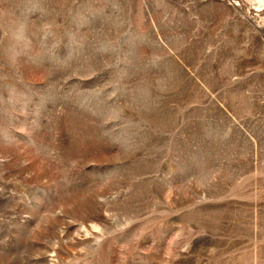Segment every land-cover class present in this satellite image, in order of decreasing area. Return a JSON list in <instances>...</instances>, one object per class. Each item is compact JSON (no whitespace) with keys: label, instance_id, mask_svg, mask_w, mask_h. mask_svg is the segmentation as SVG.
Listing matches in <instances>:
<instances>
[{"label":"rangeland","instance_id":"obj_1","mask_svg":"<svg viewBox=\"0 0 264 264\" xmlns=\"http://www.w3.org/2000/svg\"><path fill=\"white\" fill-rule=\"evenodd\" d=\"M0 264H264V0H0Z\"/></svg>","mask_w":264,"mask_h":264}]
</instances>
